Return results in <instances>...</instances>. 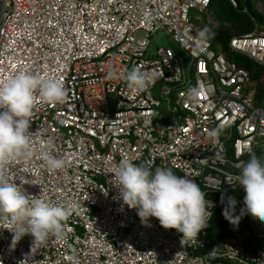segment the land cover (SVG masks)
<instances>
[{"label":"built area","instance_id":"built-area-1","mask_svg":"<svg viewBox=\"0 0 264 264\" xmlns=\"http://www.w3.org/2000/svg\"><path fill=\"white\" fill-rule=\"evenodd\" d=\"M213 1L0 0V83L25 72L58 79L67 90L63 104L36 94L32 155L4 169L30 198L43 195L66 209L65 236L32 248L29 235L10 247L11 225L0 220V264H264V221L244 215L248 235L210 245L207 228L182 240L156 218L143 224L112 179L128 158L196 182L215 204L209 222L221 193L235 198L237 212L243 207L237 165L250 153L264 155V104L256 103L251 74L234 56L264 66V24L215 46L192 17H211ZM255 1L264 14V0ZM226 2L251 15L241 6L248 0ZM159 31L190 60L170 46L153 48ZM134 67L152 75L142 92L127 88ZM45 153L63 158L65 168L49 171Z\"/></svg>","mask_w":264,"mask_h":264},{"label":"clouds","instance_id":"clouds-1","mask_svg":"<svg viewBox=\"0 0 264 264\" xmlns=\"http://www.w3.org/2000/svg\"><path fill=\"white\" fill-rule=\"evenodd\" d=\"M113 75L109 72L108 78ZM126 82L130 91L142 92L152 83V75L134 67L127 73ZM37 93L47 104H63L67 97L64 85L55 78L19 72L0 83V220L11 225L10 247L29 235L33 238L32 248L49 236L58 240L65 236L66 209L49 203L43 195L30 198L4 172L10 161L32 155L31 138L35 133L30 129ZM218 134L219 129L211 133ZM43 159L52 172L63 170L67 163L47 153ZM237 167L240 171L235 179L245 192L243 207L237 212L234 197L225 193L220 196L222 215L234 228H238L244 215L264 221V155L250 153L249 159ZM112 179L123 203L136 210L143 224L156 218L164 229L181 233L182 240L197 237L208 227L213 214L209 209L215 204L206 199V193L193 180L178 176L169 168L152 171L128 158H122L115 166Z\"/></svg>","mask_w":264,"mask_h":264},{"label":"rangeland","instance_id":"rangeland-1","mask_svg":"<svg viewBox=\"0 0 264 264\" xmlns=\"http://www.w3.org/2000/svg\"><path fill=\"white\" fill-rule=\"evenodd\" d=\"M248 6V9L251 13H244L237 11L233 9L226 0H215V3L212 7V10L214 11L213 15L209 17L208 13H199L196 11L192 12V17H197L196 20L197 24L200 25L203 32H209L216 30H208V20L213 21L214 19H217L218 21L224 23L228 22L231 23L229 28L225 31L227 34V37L231 36L232 34H240L247 31H250L253 29L254 24L259 23V25L264 24V14L261 13L257 6L255 0H248V2H243L242 7ZM254 16V17H251ZM256 20L252 21L251 20ZM223 27H225L223 25ZM152 47L156 48L157 46H170L172 47L180 56H182L186 62L190 60L189 56L180 48L178 44H176L170 35H168L165 31H159L153 38H152ZM226 49V48H225ZM227 51V49H226ZM228 53V51H227ZM234 59L239 61L240 64L245 66L250 74L252 83L250 84V90L255 91L256 98L257 96L260 97L261 103L264 104V66H260L258 63H256L253 59L242 55V54H236L234 56ZM156 97L159 98L157 90L155 91ZM162 112H165L166 109L164 105L160 108ZM264 145V143H263ZM213 242L218 243L220 241L214 240ZM235 264V263H230Z\"/></svg>","mask_w":264,"mask_h":264},{"label":"trees","instance_id":"trees-1","mask_svg":"<svg viewBox=\"0 0 264 264\" xmlns=\"http://www.w3.org/2000/svg\"><path fill=\"white\" fill-rule=\"evenodd\" d=\"M215 3V0L213 1V5ZM251 20L250 22H252ZM231 24V23H230ZM255 25V24H254ZM229 28L222 27L220 30L206 32L205 36L209 39H211L215 46L218 45L219 42H222L224 44L227 43L229 37H227L226 30ZM254 28V27H253ZM248 32V31H247ZM228 51V48H226ZM225 49V52H227ZM256 103H261L260 97L257 96ZM208 238L209 242L208 244L215 243L214 240L222 241L223 238L230 234L234 235H242V234H249V230L245 224L244 218H242L241 222L239 223L238 228H234L227 220H225L224 216L222 215V205L220 204L217 212L215 213L214 217L211 219V221L208 223Z\"/></svg>","mask_w":264,"mask_h":264}]
</instances>
